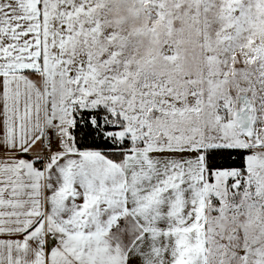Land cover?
I'll use <instances>...</instances> for the list:
<instances>
[{"label": "snow or ice", "instance_id": "obj_1", "mask_svg": "<svg viewBox=\"0 0 264 264\" xmlns=\"http://www.w3.org/2000/svg\"><path fill=\"white\" fill-rule=\"evenodd\" d=\"M0 264H264V0H0Z\"/></svg>", "mask_w": 264, "mask_h": 264}]
</instances>
